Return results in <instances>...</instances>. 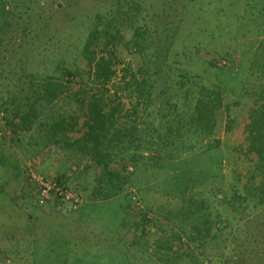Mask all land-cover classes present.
Returning <instances> with one entry per match:
<instances>
[{
    "label": "trees",
    "instance_id": "obj_1",
    "mask_svg": "<svg viewBox=\"0 0 264 264\" xmlns=\"http://www.w3.org/2000/svg\"><path fill=\"white\" fill-rule=\"evenodd\" d=\"M31 3L36 2L0 0L3 32L11 26L12 16L22 19L27 9L35 7ZM117 4L104 16L96 15L90 28L72 45L84 59L86 71L56 57L49 70L38 75L30 66L31 42L19 44L21 56H16L12 71L17 88L10 95L5 92L0 103V172L10 176L0 183V240L13 242L9 248L0 249V264H46L45 253L64 241L55 231L47 230L46 214L60 221L65 217L62 224L70 240L75 241L74 249L66 247V257L59 256L55 262L70 264L69 255L86 244L80 238L91 232L93 213L113 199L118 200L121 212L119 224L116 228L100 225V238L93 244L111 241L123 256L115 264H158L151 253L152 243L144 238L143 227L151 223L150 214H158L177 230L163 245L167 257L159 258L162 263L179 264L188 259L192 264H215L211 250L220 242H228L245 215L250 217L264 209V44H249L245 39L242 45L238 36L228 57L206 62L197 55L198 48L196 54L186 45L176 47L177 29L173 33L172 24L158 30L154 23L150 30L137 0ZM12 7L17 15L12 14ZM219 24L222 27L223 20ZM30 29L25 24L20 33L26 38ZM186 31L191 42L201 33ZM199 35L202 43H214ZM219 36H223L222 30ZM121 42L138 60L136 67L118 56ZM217 61L224 65L218 66ZM116 78L111 93L110 84ZM223 81L235 87L229 83L225 86ZM117 93L125 101V112L114 104ZM71 99L76 106L66 112L62 102L70 104ZM233 109L239 110L238 114ZM234 130L243 132L244 139L231 146L229 156L228 151L221 150L219 135L229 136ZM44 153L46 158L38 164L36 157ZM54 153L62 159L54 168L47 166L52 168L49 177L40 166L52 161ZM239 162L251 164L248 177L241 180L238 172V183H230L227 193L215 178ZM91 168L95 170L93 180H83ZM19 173L34 191V204L27 207L38 203L32 174L73 191L80 204L73 208L70 201L52 196L45 205L38 204L45 209L40 214H23L8 186L14 183L11 176L19 177ZM84 182L86 201L74 187ZM129 188L138 197L127 192ZM156 193L175 201L168 202L167 207L157 206L151 200ZM137 201L143 206L134 209ZM39 220L45 222L36 223ZM138 230L142 234L137 235ZM258 234L264 237V218L254 223L248 256L240 251L236 254L239 260L226 259L232 264H263L264 248L260 255L256 253ZM172 240L177 241L176 248L170 245Z\"/></svg>",
    "mask_w": 264,
    "mask_h": 264
},
{
    "label": "rangeland",
    "instance_id": "obj_2",
    "mask_svg": "<svg viewBox=\"0 0 264 264\" xmlns=\"http://www.w3.org/2000/svg\"><path fill=\"white\" fill-rule=\"evenodd\" d=\"M117 1L122 0H35V5L34 3H31L30 5H34L35 7L33 9L31 8L32 10L27 9V11H25V16H23L22 19L21 17L18 18V16L11 17L10 20L12 24L7 31L3 32L5 28L2 26V23H0V103L2 98H5L7 95L5 92L10 95V93L17 88L15 87L17 78L15 75H13L12 71H15V63H17L15 61L16 56H21L19 44L24 41L31 42L30 48L33 49V59L30 63V66L31 70H34L36 74L38 73V75L45 74L49 70L48 68L51 65L52 59L56 57H63L69 64L75 63L78 65V67H80V69L86 71L84 70V59L79 56L78 51L72 45L76 44L77 39L83 36L84 32L90 28L96 15L104 16L108 8L112 7L114 9V7H118ZM137 1L141 6V14H143V16L146 18V24L150 30H153L154 23H156L158 30H162L163 27L167 26L168 24H172L170 25L173 26L171 29L172 32L175 33V30L177 29L175 39L176 47L179 48L183 45H186L190 51L196 52V54V48H198L199 51L197 55L206 62H214L218 60L217 58L220 56L224 58L228 57L227 52L232 51V47L230 46L233 45L238 36H240L239 38L241 39L242 45L245 44V39L249 44H264V0ZM34 10L35 13H33ZM11 11L12 14H18L17 9H14V7H12ZM36 13L37 16L32 18L33 14L35 15ZM156 14H160V16H156ZM150 18H153L154 21H150ZM221 20L224 22L222 27H220L219 24ZM25 24L31 28L26 38L20 33L21 26H24ZM185 30L198 31L201 33H198L196 41L191 42L187 41L188 31L184 32ZM205 30L207 33L204 32ZM220 30H222V39L219 36ZM199 34H202L207 40L211 39L214 41V43H209V45L204 44L205 41L202 43ZM127 36L128 35L126 34V38ZM29 37L30 39H28ZM117 54L124 62H129L133 67H136V65L139 63L138 60L134 59L129 53L128 48L123 45V42L120 43ZM238 54L239 52L235 53L234 58L237 59L239 56ZM217 65L222 66L224 65V62L217 61ZM212 70L214 69L212 68ZM117 78L113 79L112 83L110 84L111 93L115 91L113 84H116ZM228 83L229 86H231L230 81H223L225 86L228 85ZM231 87L235 86L232 85ZM121 96V94L117 93L114 104L120 106L122 112H125L123 109L126 110L127 107H125V101ZM62 103L64 104L66 112H71V110L76 106L75 103L72 102V99L70 100V104H66L65 102ZM67 103H69L68 100ZM233 111L236 115V112L238 114L239 110L233 109ZM243 137V132L240 130H234V132L229 136H225L224 133H221L219 135V139L221 140V150L224 153L228 151L229 156H231V146L242 141V139H244ZM59 156V154L54 153V159L52 162H60L62 158ZM36 158L39 160L38 164H41V161L46 158V153H44V155L42 154L40 157L37 156ZM23 160L25 162L27 161L25 158H23ZM26 164L28 165V161ZM50 165L54 166L52 163H50ZM250 166L251 164L249 162H239L236 166L232 164L231 166L223 169V175L217 176L215 180L221 182L224 185L226 192L229 193V184L238 183L236 178L238 172H240L241 180H245V178L248 177L249 169H251ZM40 168L41 170H46L45 172L49 173V177L52 176V174L48 172L52 169L51 167L40 166ZM94 172L95 170L92 168L86 171L83 180H93ZM19 174V177L11 176V181L14 183H11L10 181L11 184L8 186L12 196L18 203V206H22L20 212L26 215L27 212H34L37 214L39 211L45 210L38 207V203L37 205H30L31 207H27L30 203L34 202V191H32V187L27 182L26 177H24L22 173ZM9 178V174L5 175L4 172H0V183L3 179ZM14 180L18 181L16 182ZM91 183L93 185V182ZM83 185H85V182L77 183L74 187L77 188V191L86 201V194L88 193L83 190ZM127 192H132V195L137 196V192L134 189L129 188ZM151 200L154 202V204L161 207H164V205L167 207L168 202L175 201V199L169 200L167 196H163L159 193L154 194ZM87 202L90 201L88 200ZM138 205L139 208L143 206L137 201L135 205H133V208L136 209ZM84 206L85 205H83V207ZM49 209L53 210L52 208H47L46 211L52 212ZM163 211L164 210L160 208L159 212L163 213ZM254 212L255 213H252L250 217L248 216L249 219L246 217L247 215H245L244 219L237 223V226L234 227V232L229 235L230 238L228 242H220L218 247H216L214 250H211L210 253L214 254H212L210 258L215 260V264H232V262L226 258L232 257L234 260H239L236 254L240 251L243 252L244 257L248 256L253 244L252 240L254 237L252 234L254 223L264 218V209ZM120 215L121 212L119 210L118 200L114 199L103 204L101 210L93 213L92 220H94V224L91 232L84 233V235L80 238V241L86 242V244H82L80 242L78 243L79 246L82 244L81 247L84 249L78 247L80 251L69 255L71 260L70 264H77L76 261H81L78 262L79 264H115L117 260L122 259L123 256H120L122 254L120 251H117L114 248V245H112L113 243L111 241H108L106 245L93 244V240L100 238L99 235L101 234V230L99 229V226L101 225V227H106L109 225L113 226V228H116L120 221ZM44 216L47 217L48 221L47 230L50 232L55 231L56 235L59 234V239H64L63 242L69 241V243L64 245L63 242L60 243L61 245L57 244L58 247L56 250L52 249L45 253L47 256L46 264H58L55 262V260L60 259L59 256L62 255H64L63 257H66L68 252L66 247H68L70 250L74 249L73 243L75 241L70 240V238H72L71 235L67 236L68 229L65 227V224H62L64 223L65 217L61 218V222L59 218L50 217L51 214H46ZM157 216H153L151 214L149 215L151 223L143 227V231L145 233L144 238L146 242L148 241L149 243H152L151 246L153 249L151 253L154 256L155 261L158 264H167L162 263L159 258L165 259L167 257V254L162 251V248L164 247L163 245L169 242L168 238L174 237L177 230L173 224L167 225L165 224L163 217ZM44 222L45 221L43 220H39L36 223ZM94 227L95 229H93ZM89 229L90 228H88L87 231ZM49 231L48 233H50ZM137 232V235L142 234L141 230H138ZM131 234L133 233L131 232L130 235ZM131 236L130 238L133 239ZM255 239L257 242L255 243L257 249L256 253L260 255V251H262L264 248V237L259 236L258 234ZM171 242L172 243H170V245L174 246L177 243L176 240H172ZM12 243L13 242L9 240H0V249H7ZM221 252L224 253V255L220 256L219 254ZM133 253L138 254L136 249H134ZM136 256L138 257L139 261H143L141 254ZM220 260L226 261V263H223ZM63 261L65 260H62V262L59 260V264H63ZM6 264L9 263L6 262ZM11 264L17 263L14 262ZM179 264H192V262L191 260L187 259L183 262H180ZM201 264L209 263H207V261H203Z\"/></svg>",
    "mask_w": 264,
    "mask_h": 264
},
{
    "label": "built area",
    "instance_id": "obj_3",
    "mask_svg": "<svg viewBox=\"0 0 264 264\" xmlns=\"http://www.w3.org/2000/svg\"><path fill=\"white\" fill-rule=\"evenodd\" d=\"M32 179L36 182L35 199L38 204L45 205L52 196L60 197L61 200L70 201L73 208H76L80 204V199L73 191L64 189L56 185V183L44 180L41 176L32 174Z\"/></svg>",
    "mask_w": 264,
    "mask_h": 264
},
{
    "label": "crops",
    "instance_id": "obj_4",
    "mask_svg": "<svg viewBox=\"0 0 264 264\" xmlns=\"http://www.w3.org/2000/svg\"><path fill=\"white\" fill-rule=\"evenodd\" d=\"M52 161H53V160H52ZM52 161H50L49 163L46 162L47 164L45 163V164H46L45 166L47 167L50 163H52L55 167H56L57 165H59V163H54V162H52ZM45 166H44V167H45ZM54 166H52V167L54 168ZM54 173H55V171H54Z\"/></svg>",
    "mask_w": 264,
    "mask_h": 264
}]
</instances>
